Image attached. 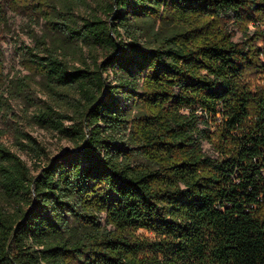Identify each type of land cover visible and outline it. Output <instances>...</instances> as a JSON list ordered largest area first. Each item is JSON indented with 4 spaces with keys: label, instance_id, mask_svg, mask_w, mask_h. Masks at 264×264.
I'll return each instance as SVG.
<instances>
[{
    "label": "trees",
    "instance_id": "16d2710c",
    "mask_svg": "<svg viewBox=\"0 0 264 264\" xmlns=\"http://www.w3.org/2000/svg\"><path fill=\"white\" fill-rule=\"evenodd\" d=\"M8 10L43 24L22 76ZM259 39L264 0H0V136L31 161L0 141V264H264Z\"/></svg>",
    "mask_w": 264,
    "mask_h": 264
},
{
    "label": "rangeland",
    "instance_id": "374dc122",
    "mask_svg": "<svg viewBox=\"0 0 264 264\" xmlns=\"http://www.w3.org/2000/svg\"><path fill=\"white\" fill-rule=\"evenodd\" d=\"M112 18V17H111ZM249 30H253L252 25L248 26ZM228 29L233 32L232 40L241 41L243 39V32L234 25L233 20L228 23ZM43 32V24L39 20H31L25 15L14 14L11 11H7V22L4 25L2 31L3 40L1 41V48L4 54V74L8 77L11 76H22L27 74V71L23 70L18 63V52L15 49V45L19 44H34V37L40 35ZM259 45H263L262 39L256 41ZM32 96L36 101H40V98L44 97L43 94L38 90L37 85L32 86ZM13 113L11 117L12 121H15L21 129L28 131L35 136L39 141L44 143L52 153H56L63 147H68L69 142L60 139V137L50 131H46L33 125L28 119V115L33 109V106H28L22 99L12 100ZM26 114V116H25ZM0 141L10 147L13 151L21 156L29 165L31 161L29 156L19 151L14 145V138L10 130H7L3 135L0 136ZM202 148L207 154H212L211 146L206 142L202 141ZM102 223H104V217H101ZM138 234L147 237H153L152 234L146 230L139 229Z\"/></svg>",
    "mask_w": 264,
    "mask_h": 264
}]
</instances>
